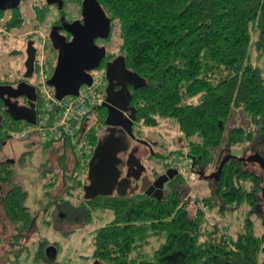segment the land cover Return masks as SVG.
Wrapping results in <instances>:
<instances>
[{
    "label": "trees",
    "instance_id": "trees-1",
    "mask_svg": "<svg viewBox=\"0 0 264 264\" xmlns=\"http://www.w3.org/2000/svg\"><path fill=\"white\" fill-rule=\"evenodd\" d=\"M72 1L80 5L82 0ZM96 1L110 20L111 31L118 26L120 45L116 52L107 50V59L122 56L126 68L145 82L129 90L130 106L135 110L133 130L137 124L153 128L160 119H174L182 134V149L200 178L203 169L212 165L211 150L223 139L226 148L248 143L251 154L264 157L253 148L257 141L264 148V76L263 69L252 63L250 53L264 54V0ZM111 37L110 33L108 41ZM105 67L103 62L98 69L105 71ZM232 109L242 111L243 125L227 126ZM90 115L95 116V122L87 136L94 150L106 126L107 111L101 107ZM52 145L42 143L44 148ZM62 149L71 147L64 144ZM175 153L181 154L180 149L168 157ZM64 157H60L63 168ZM154 157L165 159L164 155ZM224 159L218 157L216 169L210 173L213 195L193 201L197 205L193 213L188 209L191 199L180 187L185 178L177 171L166 182L163 199L140 193L126 198L98 197L76 207L64 199L60 202L66 205V215H83L85 224L92 222L90 216L97 209L110 212L109 221L94 230L91 258L97 264H264V219L259 235L250 218L259 213L263 172L259 175L246 169L244 159ZM76 172L73 166L71 173L63 176L64 182L71 180L66 194L83 186ZM12 175L10 166L0 165V204L13 226L12 240L18 241L35 216L25 206L27 193L21 187L11 186L2 193ZM51 180L47 189L55 186ZM242 205L249 211L235 235L206 229L205 210L217 208L222 213ZM151 238L162 242L145 253L143 247ZM15 241L11 243L18 244ZM48 244L40 243L36 260L56 264L45 255Z\"/></svg>",
    "mask_w": 264,
    "mask_h": 264
},
{
    "label": "rangeland",
    "instance_id": "rangeland-1",
    "mask_svg": "<svg viewBox=\"0 0 264 264\" xmlns=\"http://www.w3.org/2000/svg\"><path fill=\"white\" fill-rule=\"evenodd\" d=\"M29 5V2L25 3L24 9ZM111 36L107 46L110 51L116 52L120 45L117 25L112 27ZM250 53L252 63L263 69L264 76V54L254 50ZM36 75L39 77L38 74ZM244 123L242 111L232 109L227 126H239ZM133 134L145 146L149 155L165 156V159L162 157L151 158L148 165L150 171L155 173L152 175L154 178L151 181L148 175L142 177L139 180V191L137 192L147 193L150 188H153L151 195L163 199L167 193L166 182L164 185H160L157 179L159 181V179L168 178L169 181V176L177 170V166L171 165L169 161L171 157L178 158L179 154L175 153L170 157L168 155L172 154L176 148L182 147V143L179 141L182 134L178 123L174 119L166 118L160 119L158 126L153 128H146L137 124L134 126ZM42 143L44 141L39 138L19 140L17 135H12V139L0 152V162L5 159H11L15 162L11 167L13 171L11 182L2 188V193L4 194L11 186L21 187L27 193L25 206L32 216H35L31 228L18 238V241L12 240L13 226L5 219L0 204V264H42L36 260V254L40 243L43 241L55 247L56 264H97L91 258L94 230L104 226L111 218V214L108 211L97 209L90 216V220H92L90 224H85L87 219L76 212H70V215H66V205L60 202L62 199L74 207L85 201L81 187L69 190V193L66 194L68 186L71 185V180L67 178L64 182L63 176H68L72 171V157L69 150L62 153L63 149L60 144H53L50 148H44ZM225 145V139H223L218 148L211 150L213 162L207 170L203 169L204 176L202 178L197 175L194 182L185 179L186 183L180 186L183 191H186L185 196L191 199L188 208L191 213L195 211L197 206L193 204V201L213 195L214 177L210 176V173L216 169L214 162L218 157L237 159L251 157L250 150L252 148L248 143L231 148H226ZM253 148L262 154L264 153V148L262 149L259 141L253 145ZM61 156H65L64 168L60 163ZM22 157L23 163L18 165L17 163ZM245 168L259 175L262 174V170L256 163L250 162ZM50 179L55 183V186L52 189H47L46 185ZM79 181L81 182V179ZM63 182L67 185H64ZM248 211L249 208L245 205L227 208L222 213L217 208L205 210V227L209 231L217 229L218 234L235 235L242 229ZM258 212L257 215H252L250 218L255 224V233L260 235L263 232V200L259 202ZM78 217L79 220L76 222L75 219ZM11 241L18 242V244H12ZM161 242L162 240L159 238H151L148 244L143 247V251L151 253Z\"/></svg>",
    "mask_w": 264,
    "mask_h": 264
},
{
    "label": "flooded vegetation",
    "instance_id": "flooded-vegetation-1",
    "mask_svg": "<svg viewBox=\"0 0 264 264\" xmlns=\"http://www.w3.org/2000/svg\"><path fill=\"white\" fill-rule=\"evenodd\" d=\"M82 1L78 5L72 0H55L53 4H48L47 0H20L16 8L0 10V152L12 139V135L17 134L15 128H21L26 124L24 120H14L12 114H20L27 118L30 112L36 116L40 110V85L36 75L40 60L48 72L52 67L54 70L59 54L58 45L62 43L61 41L67 44L73 40V34L67 31V27L75 21L82 23ZM27 2L30 5L26 10L24 6ZM108 39L109 37L94 40L97 47L105 48V57L99 66L115 58L107 59ZM130 87L128 85L129 90ZM119 89V86H115V90ZM19 90L25 92L27 97H17ZM129 115V112L123 114L113 112L112 125H106L100 135L101 142L110 137L115 139L117 156L121 161L119 180L122 181L110 198L119 197L117 194L122 195V198L137 196L140 194L137 192L139 180L147 175L151 181L154 178L148 164L155 155H149L145 146L133 134L134 130L127 120ZM253 154L255 153L251 156ZM22 160L23 157L17 164L22 165ZM244 160L250 163L247 158ZM4 164L12 167L15 162L5 159L0 162V165ZM136 165L141 167L139 172H135ZM128 170L131 177L125 180ZM137 173H140V177L135 181ZM86 184L87 176L83 186Z\"/></svg>",
    "mask_w": 264,
    "mask_h": 264
},
{
    "label": "water",
    "instance_id": "water-1",
    "mask_svg": "<svg viewBox=\"0 0 264 264\" xmlns=\"http://www.w3.org/2000/svg\"><path fill=\"white\" fill-rule=\"evenodd\" d=\"M54 1L47 0V3L53 4ZM19 2L20 0H0V10L16 8ZM81 17L82 23L75 21L67 27V31L73 34V40L67 44L64 41H61L60 45L57 44L59 46V54L56 66L47 81V84L54 88L57 100H62L68 96H76L81 86L90 85V72L98 69L100 61L105 57V48L97 47L94 40L97 38L107 39L109 37L111 31L110 20L106 17L96 0L82 1ZM55 47L57 48L56 45ZM104 74L107 81L106 99L102 106L107 110L105 124L108 126L112 125V114L117 111L121 114L130 113L127 120L129 126H131L132 122L135 121V110L130 106L131 95L128 85L136 89L145 84L144 79L126 68L125 60L122 56L116 57L107 63ZM115 86H119L120 89L115 90ZM16 96L27 97V94L19 90ZM29 115L26 118L20 114H12V117L14 120H24L26 123L33 124L35 116L32 112ZM182 148L183 146L177 149ZM247 161L256 163L263 172L261 198L264 201V157L255 153ZM120 166L121 161L117 156L115 139L110 137L105 142L99 141L88 163V184L82 187L84 199L92 200L96 197L111 196L122 181L119 180ZM139 170H141V167L136 165L135 172H139ZM176 173V171L172 173L169 179H172ZM130 177L128 170L125 180ZM139 177L140 173H137L134 180H139ZM167 181L168 178L159 179V181L157 179L160 185H164ZM152 190L153 188H150L145 194L151 195ZM117 195L123 197L120 194ZM45 255L48 259L55 260V247L48 246L45 249Z\"/></svg>",
    "mask_w": 264,
    "mask_h": 264
},
{
    "label": "built area",
    "instance_id": "built-area-1",
    "mask_svg": "<svg viewBox=\"0 0 264 264\" xmlns=\"http://www.w3.org/2000/svg\"><path fill=\"white\" fill-rule=\"evenodd\" d=\"M91 74V84L79 88L76 96H68L62 100L55 97L54 88L47 84L51 74L40 60L38 81L40 85L41 106L33 124L26 123L17 132L20 140L39 138L44 143L68 144L71 149L73 166L76 175L83 183L88 171V160L93 154V146L87 132L95 122L90 113L101 108L106 99L104 71L96 69ZM177 150V149H176ZM178 158L171 157L169 163L177 166V172L186 180L194 182L197 178L185 149H180Z\"/></svg>",
    "mask_w": 264,
    "mask_h": 264
}]
</instances>
